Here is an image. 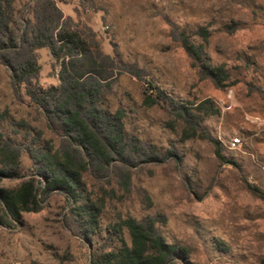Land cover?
<instances>
[{"label":"rangeland","instance_id":"374dc122","mask_svg":"<svg viewBox=\"0 0 264 264\" xmlns=\"http://www.w3.org/2000/svg\"><path fill=\"white\" fill-rule=\"evenodd\" d=\"M29 2L13 0V5L17 10ZM57 7L89 29L104 54H116L143 71L142 79L115 71L104 105L123 112L130 138L158 155L172 150L180 161L142 162L131 153L133 164L122 166L117 160L104 171L84 172L85 194L102 205L101 232L90 246L73 233L66 218L69 204L58 192L39 195L40 208L21 212L17 222L0 209V264H89V253L103 241L107 224L149 216L163 219L156 227L168 243L187 250L184 263L173 264H264V200L245 186L264 193V121L246 120H264V95L256 91L264 89V0H59ZM226 25L233 32H226ZM198 27L207 28L206 41L194 34ZM178 31L203 46L210 65L223 67L226 87L215 88L199 73ZM36 54L34 82L57 84L47 51ZM9 77L0 65V140L56 150L60 138L22 88L20 97L14 94ZM149 78L178 102L209 100L218 112L202 119L196 137L186 138L173 114L143 105ZM206 137L215 139L222 156L238 166L222 164ZM18 169L19 177L2 179L0 187L14 189L32 177L34 163L25 148ZM123 235L128 239L125 230Z\"/></svg>","mask_w":264,"mask_h":264},{"label":"trees","instance_id":"16d2710c","mask_svg":"<svg viewBox=\"0 0 264 264\" xmlns=\"http://www.w3.org/2000/svg\"><path fill=\"white\" fill-rule=\"evenodd\" d=\"M57 1L30 0L16 10L13 0H0V65L10 73L9 85L14 94L20 97L22 88L29 103L43 113L48 129L60 138L56 150L47 146L22 147L11 139L0 140V181L19 177V156L24 148L34 163L31 178L21 181L14 189L0 187V209L17 222L21 212L40 208L39 195L47 197L58 192L69 204L66 218L73 233L90 246L93 236L101 232L102 205L85 194L84 172L104 171L117 160L122 166L133 164L131 153L142 158V162L153 163L164 159L178 163L180 157L172 150L158 155L152 149L147 150L139 139L126 135L123 112L108 110L104 98L112 90L115 71L138 79L143 78V71L123 62L116 54H104L91 37L93 33L71 17L63 16ZM233 30L232 25L225 26L226 32ZM194 34L203 41L209 36L205 27H198ZM176 35L204 78L215 88L229 84L223 67L207 62L201 44H194L183 31ZM40 49L51 57L55 85L40 87L34 82L39 72L36 52ZM146 83L143 105H156L173 114L183 125L186 138L196 137L202 119L218 112L209 100L186 105L166 95L150 78ZM256 91L264 95L262 87H256ZM206 138L222 164L238 166L222 156L215 139ZM245 186L264 200L261 189L247 182ZM158 222L162 223L163 219L149 216L140 220L128 217L107 224L103 241L89 253V264H173L178 260L184 263L187 250L168 243L156 227ZM124 230L128 239L123 235Z\"/></svg>","mask_w":264,"mask_h":264},{"label":"built area","instance_id":"2783aa9c","mask_svg":"<svg viewBox=\"0 0 264 264\" xmlns=\"http://www.w3.org/2000/svg\"><path fill=\"white\" fill-rule=\"evenodd\" d=\"M246 120L251 123V124H261L264 120L263 119H260L259 117H249V118H246ZM232 142L233 143H238V140L236 138H233L232 139Z\"/></svg>","mask_w":264,"mask_h":264}]
</instances>
